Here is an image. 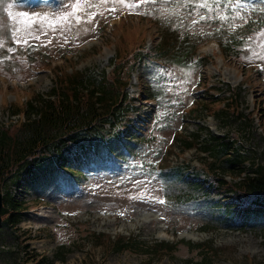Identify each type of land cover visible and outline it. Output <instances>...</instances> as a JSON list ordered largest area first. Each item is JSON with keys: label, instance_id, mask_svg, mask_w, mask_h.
Returning <instances> with one entry per match:
<instances>
[{"label": "rangeland", "instance_id": "374dc122", "mask_svg": "<svg viewBox=\"0 0 264 264\" xmlns=\"http://www.w3.org/2000/svg\"><path fill=\"white\" fill-rule=\"evenodd\" d=\"M205 1L0 0V126L17 124L19 117L10 107L47 93L56 70L100 75L110 71L117 55L131 63L142 46L154 53L157 30L165 25L197 29V54L208 58L197 69L136 65L128 92L136 96L142 91L143 100L133 130L121 136L110 154L87 164L79 178L62 173L26 182L22 192L7 189L26 209L15 228L0 226V264H47L40 263L42 258L48 264H186L201 259L264 264V216L230 218L218 198L204 199L191 181L204 177L199 154L182 152L175 142L200 127L215 134L227 131L228 125L220 128L222 122L210 113L228 94L219 98L215 92L212 101L218 103L207 105L208 112L196 110L192 115L200 114V120L191 117L193 106L201 104L203 82L242 84L239 110L256 112L254 128L250 135L233 124L228 129L249 157L264 166V0H231L226 6L224 0H212L214 9L204 17L200 5ZM227 24L247 28L239 61L223 59L214 41L207 42L217 39L218 27L224 30ZM153 94L158 99L147 101ZM122 238L139 245L116 250L115 240ZM186 241L212 244L190 249ZM159 242L179 244L172 254H155L153 245Z\"/></svg>", "mask_w": 264, "mask_h": 264}, {"label": "trees", "instance_id": "16d2710c", "mask_svg": "<svg viewBox=\"0 0 264 264\" xmlns=\"http://www.w3.org/2000/svg\"><path fill=\"white\" fill-rule=\"evenodd\" d=\"M181 45L176 62L189 54L187 50L181 53ZM160 53L166 54L165 48ZM134 58L140 61L139 56ZM123 73L122 65H116L112 73L102 74L99 78L78 72L58 74L48 93L32 95L21 106L13 105L12 114L21 115L22 120L8 128L0 126V185H14L19 189L22 187L21 179H34L45 171L72 173L71 162L87 158L91 151L104 148L108 141L105 140L106 135L126 124L133 107V99L125 90ZM196 141L199 149L211 158L225 157L221 168L211 163L210 171L215 169L221 177L224 174L241 177L247 173L238 182L239 190L256 196L264 194V167H240L243 161L237 158L238 154L227 155L231 149L229 141L208 131L202 139L200 134L184 137L181 144L190 149ZM221 177L218 178L219 184L226 186L227 182ZM3 203L1 212L5 223L15 228L21 222L25 202L6 193ZM131 246L137 247L135 242H124L115 249L124 250ZM161 246V250H175L173 246ZM159 248L160 245L155 252ZM46 260L42 258L40 263L48 264Z\"/></svg>", "mask_w": 264, "mask_h": 264}, {"label": "water", "instance_id": "95a60500", "mask_svg": "<svg viewBox=\"0 0 264 264\" xmlns=\"http://www.w3.org/2000/svg\"><path fill=\"white\" fill-rule=\"evenodd\" d=\"M1 205H2V196L0 194V209H1ZM0 221H1V216H0Z\"/></svg>", "mask_w": 264, "mask_h": 264}, {"label": "snow or ice", "instance_id": "6c2138e0", "mask_svg": "<svg viewBox=\"0 0 264 264\" xmlns=\"http://www.w3.org/2000/svg\"><path fill=\"white\" fill-rule=\"evenodd\" d=\"M240 0H236V3L239 4Z\"/></svg>", "mask_w": 264, "mask_h": 264}]
</instances>
